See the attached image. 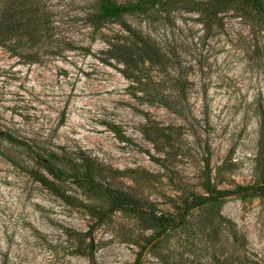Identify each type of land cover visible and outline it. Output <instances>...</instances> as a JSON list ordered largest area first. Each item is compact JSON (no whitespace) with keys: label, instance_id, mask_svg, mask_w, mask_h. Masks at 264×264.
<instances>
[{"label":"rangeland","instance_id":"374dc122","mask_svg":"<svg viewBox=\"0 0 264 264\" xmlns=\"http://www.w3.org/2000/svg\"><path fill=\"white\" fill-rule=\"evenodd\" d=\"M33 1L30 32L0 39L39 41L0 46L1 131L34 152L93 162L151 213H177L207 187L235 194L217 201L229 221L221 243L201 224L210 202L154 237L86 188L59 182L61 199L33 179L43 170L31 151L0 140V264H264V195L240 190L264 183V10L207 22L188 5L205 0H161L97 22L96 0ZM112 44L139 59L149 97L109 58ZM145 125L163 128L170 145L157 151Z\"/></svg>","mask_w":264,"mask_h":264},{"label":"trees","instance_id":"16d2710c","mask_svg":"<svg viewBox=\"0 0 264 264\" xmlns=\"http://www.w3.org/2000/svg\"><path fill=\"white\" fill-rule=\"evenodd\" d=\"M97 13L95 20L104 22L111 19H116L123 14L145 13L154 7H160L164 4L161 0H138L132 3H116L112 0H96ZM176 3H178L176 1ZM193 10L203 16L207 22H212L218 14L231 9L243 8L250 11H263L264 0H205L188 2ZM39 3L33 0H0V39L4 36H12L15 33L26 35L29 31L30 13L39 12ZM29 25V24H28ZM7 42L0 41V46L7 47L10 50H15V45L26 51L35 48L39 41H14L13 47H8ZM25 51V52H26ZM110 59L120 63L123 68L121 73L127 79L136 83L145 97H149L146 93L145 84L138 76L140 73V61L136 56L131 54L128 49L122 45L112 44L106 51ZM22 58H28L31 61L38 60L36 53L26 52L20 53ZM153 100H161L160 98L150 97ZM162 102V101H161ZM152 104L151 102H149ZM142 132L145 139L149 141L157 151H161L170 145V136L164 132V129L157 126L145 125ZM0 140L10 144L21 146L28 151H31L36 163L43 170H32L31 175L35 181L49 189L61 199H65V195L60 191L58 183L69 182L77 187L86 188L92 193L103 195L108 198L111 203V208L120 210L127 214L137 216L144 221L149 228L155 229L154 237H160L169 230L179 227L185 220V217L192 210L202 207L206 202L209 203V210L202 215L201 224L206 230V237L213 243H221V233L223 227L228 226L229 221L222 218L218 212L217 201L220 198L231 196L235 193L228 190H214L206 188V197L196 196L183 207H180L177 213L173 214H155L144 211L137 205L131 195L125 191L118 190L108 186L106 183L103 170L97 167L93 162L84 160L81 163L68 161L65 156H58L53 152L37 153L32 151L31 146L23 141H20L10 133L0 130ZM121 174L122 172L114 171ZM241 192H259L264 195V183L256 187H243ZM204 211V210H203ZM219 216V217H218ZM153 239V238H152ZM150 239V240H152ZM151 241H148L149 245ZM222 246V245H221Z\"/></svg>","mask_w":264,"mask_h":264}]
</instances>
